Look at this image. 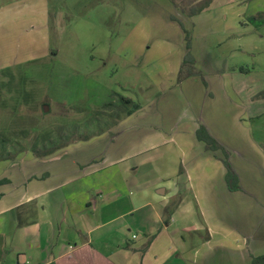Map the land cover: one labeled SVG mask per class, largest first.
<instances>
[{"label": "rangeland", "instance_id": "374dc122", "mask_svg": "<svg viewBox=\"0 0 264 264\" xmlns=\"http://www.w3.org/2000/svg\"><path fill=\"white\" fill-rule=\"evenodd\" d=\"M201 1L0 0V162L26 158L21 153L49 158L40 154L60 152L67 155L60 163L70 166L99 158L110 147L126 159L122 166L135 163L128 176L146 186L149 197L157 196L154 177L169 178L181 165L193 182L204 173L212 176L202 182L203 192L223 187L221 152L219 161L207 158L193 171L205 157L191 153L186 136L193 124L215 121L216 131H248L254 143V137L264 141V114L251 119L264 111V19L250 20L264 14V0H211L189 16ZM189 55L197 64L193 76L180 74ZM141 148L147 153L136 158L153 159L129 158ZM118 174L115 163L92 180L109 183L107 190L128 200L138 186L130 179L119 188ZM203 208L210 234L194 206L192 219L183 224L174 214L153 243L143 235L145 221L130 213L103 225V238L134 248L137 264H245L239 246L246 249L248 242L230 233L231 224H244L245 216L222 214L214 223Z\"/></svg>", "mask_w": 264, "mask_h": 264}, {"label": "crops", "instance_id": "0c3cea01", "mask_svg": "<svg viewBox=\"0 0 264 264\" xmlns=\"http://www.w3.org/2000/svg\"><path fill=\"white\" fill-rule=\"evenodd\" d=\"M241 105L244 109L249 108L244 101ZM263 114L264 111H258L252 114L251 119ZM190 118L194 123V118ZM200 123L193 124L186 136L190 137L188 147L192 146L191 153L195 150V154L205 157L199 160V164L192 165L193 171L198 166H204L203 161L207 158L220 160L216 152L207 151L204 143L194 135L196 129L202 126ZM204 123L206 133L208 131L207 134L232 155L230 165L238 180V191L228 190L224 183V191L220 185L219 190L213 189V194L207 190L203 192L202 182L207 184L212 176L204 173L200 181L193 182V177L181 165L179 172L169 178L155 176L157 180L151 184L157 196L149 197L148 188L137 185L135 176L133 179L128 176L135 173V163L122 166L126 159L117 158L120 156H116L110 147L99 158L70 166L60 163L67 156L61 157L60 152L49 154V158L18 152L26 158L0 162V264L4 261L7 264H137L132 259L137 254L134 248L124 249L120 241H116L115 245L105 241L103 236L107 233L103 232V225L116 224L129 213L137 214L139 219H143L141 221H145L142 227L146 233L143 235L153 243L154 233L167 229L174 214L177 215L176 220L184 224L192 219L195 206L198 212L200 209L204 226L210 234L212 228L210 223H206L203 205H206L209 220L214 223L222 214H225L224 218L242 215L243 219L245 216L244 224L240 225L241 220L231 224L230 233L238 240L248 242L246 249L239 248L241 261L250 264L251 257L264 254V141L254 137L257 140L254 143L248 131L245 136L237 129L216 131L215 121ZM18 153L13 156H20ZM146 153L141 148L129 158L141 163L153 159L150 156L143 160L136 158ZM115 163L118 164L116 179L119 188L126 186L130 179L138 186L128 200L117 190H107L109 183L104 187L92 180L99 179L97 175L108 166H115ZM222 173L225 174L224 169ZM85 180L87 182L82 184ZM68 186L71 189L64 191ZM95 193L96 196L93 195ZM220 204H229L230 207L222 208ZM99 210L100 218L96 220L95 213ZM120 225H117L118 228ZM219 225L222 227V219ZM214 250L226 251L223 247Z\"/></svg>", "mask_w": 264, "mask_h": 264}, {"label": "trees", "instance_id": "16d2710c", "mask_svg": "<svg viewBox=\"0 0 264 264\" xmlns=\"http://www.w3.org/2000/svg\"><path fill=\"white\" fill-rule=\"evenodd\" d=\"M211 0H203L201 2H199L198 4H195V6H192L191 10L189 11V16L195 15L200 13L204 7L208 6L210 4ZM255 19H264V14L263 13H259L257 16L250 18V20H255ZM194 60L193 58L189 55L188 57H185L181 67H180V74H183L184 72L186 76H193L194 74ZM124 104H129V100H123ZM139 107L138 106H133V110H137ZM132 113V111L127 112V115H130ZM196 137L198 139V141H202L205 145V148L207 151H211V152H216V151H220L221 154L223 155V159H222V164L224 166L225 169V182L227 185L228 190L230 191H238L239 187H238V180L236 175L234 174L232 167L228 161L229 159V153L223 149L216 141H214L205 131L203 126H200L196 132ZM34 153L36 155H38L36 153V151H34ZM50 152H43L42 156H47L49 155ZM35 155V156H36ZM250 264H264V254L257 256V257H251L250 260Z\"/></svg>", "mask_w": 264, "mask_h": 264}, {"label": "water", "instance_id": "95a60500", "mask_svg": "<svg viewBox=\"0 0 264 264\" xmlns=\"http://www.w3.org/2000/svg\"><path fill=\"white\" fill-rule=\"evenodd\" d=\"M47 110H48L47 106H44V107H43V112L46 113Z\"/></svg>", "mask_w": 264, "mask_h": 264}, {"label": "built area", "instance_id": "2783aa9c", "mask_svg": "<svg viewBox=\"0 0 264 264\" xmlns=\"http://www.w3.org/2000/svg\"><path fill=\"white\" fill-rule=\"evenodd\" d=\"M134 237V236H133Z\"/></svg>", "mask_w": 264, "mask_h": 264}]
</instances>
